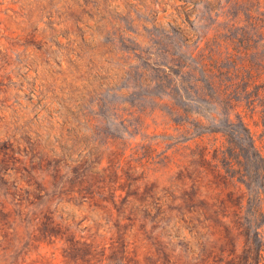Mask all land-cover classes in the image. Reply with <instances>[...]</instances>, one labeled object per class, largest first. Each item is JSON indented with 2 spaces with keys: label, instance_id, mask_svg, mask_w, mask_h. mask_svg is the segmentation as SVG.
<instances>
[{
  "label": "rangeland",
  "instance_id": "1",
  "mask_svg": "<svg viewBox=\"0 0 264 264\" xmlns=\"http://www.w3.org/2000/svg\"><path fill=\"white\" fill-rule=\"evenodd\" d=\"M241 35L264 64V0H0V264H212L236 220L264 244L261 176L212 160L245 132L199 81Z\"/></svg>",
  "mask_w": 264,
  "mask_h": 264
},
{
  "label": "trees",
  "instance_id": "2",
  "mask_svg": "<svg viewBox=\"0 0 264 264\" xmlns=\"http://www.w3.org/2000/svg\"><path fill=\"white\" fill-rule=\"evenodd\" d=\"M230 45L231 49L226 56L232 60L234 68H227L225 71L220 64L221 58L210 48L206 54L201 55L200 62L207 82L199 81L213 89V93L207 94V97L213 98L217 92L222 100L231 103V108L237 112V120L245 132L247 144L244 148L233 139V134L223 132V141L214 149L212 160L219 170L224 168L231 172L235 184H244L247 189L254 175L261 176L251 213V228L257 238L260 234L259 227L264 223V132L256 138L249 126V120L258 114L259 121L253 120V125L260 123L264 128V64H253L248 58L251 49L248 36L241 35L237 40H232ZM232 193L233 189L229 191V194ZM232 229L239 231L243 237L240 249L221 250L212 264H264V244L261 240L257 239L254 243L246 232L248 227L241 220L232 221Z\"/></svg>",
  "mask_w": 264,
  "mask_h": 264
}]
</instances>
